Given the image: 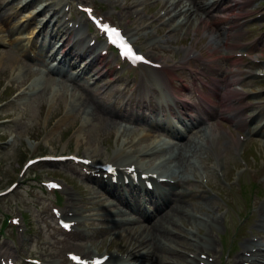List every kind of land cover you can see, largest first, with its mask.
<instances>
[{"label":"rangeland","instance_id":"rangeland-1","mask_svg":"<svg viewBox=\"0 0 264 264\" xmlns=\"http://www.w3.org/2000/svg\"><path fill=\"white\" fill-rule=\"evenodd\" d=\"M123 1L124 0H120V2ZM89 2H94L97 9L105 17H110L111 20L120 23L123 28H125V30L134 29V32H136L135 34L138 35V40L136 41V43L139 48L150 54H156L154 50L151 49V42L153 41V38L152 36H149L153 35V32L149 31H154V28H152L148 24L149 19H152L154 16L147 15V18L142 21H140V17H138L139 19H137V21L139 20V23L144 24V27L136 30L131 19L128 16L126 17L125 14H121L119 10L115 8H110V10H107L100 4L101 1L99 0H93ZM262 3H264V0L256 1V4L262 5ZM246 5L247 4L243 5L241 8H244ZM142 8L143 6L140 7L141 10ZM263 10L264 8H262L259 12ZM7 15H10L11 17L10 13H7ZM224 26L226 27V29H229L231 27L228 26V23H226V25ZM242 28H251L249 22L246 21L242 25ZM154 35H157V33L154 32ZM175 35L181 37V30H177L175 32ZM200 35L204 37L201 46L208 49L209 35L204 30L200 32ZM220 41V38L216 39V43H219ZM259 43L264 46V40L260 41ZM1 46L5 45L0 44V62L3 59L1 52L5 51V47L3 48ZM244 47L245 46H242L239 49L241 50ZM219 48L220 51L225 53L226 48L224 45H220ZM180 53L182 54V52ZM14 56L15 55H13L12 53L9 54L4 63L5 68L1 69L3 71L0 74V78H2L0 85L5 80L8 71L10 72L8 77L12 81V84L9 85L4 91H2L0 88V95H2L0 98V117L6 120V124L11 123L10 125H0V191L7 188L12 182L18 181V184L13 188V190L0 195V249H3L2 253L4 252L3 254L5 256L0 258V264H7L8 258H12L13 260L15 258L17 264H20V262L24 260L25 257L43 258V264H72L67 255L68 250L83 252L93 251L96 248H99V252L104 253V251H106L107 249L106 247L108 246H110L113 250L118 249V240L126 230L123 232L122 229H125L123 228V226L118 225V223L116 222H112V216L108 215L109 211H107L103 206L98 205L93 197L88 198L89 192L85 193L83 196H86L88 198L87 201L89 202V204H92L93 206L84 207L83 201L80 200L82 198L80 187L84 188L88 186V184L86 179L83 178V176L79 175V172L81 170L75 163H70L69 161L65 160H42L32 165L27 171L23 172V165L29 157L44 155L48 153L60 154L69 152L86 155V147L89 146L93 147L92 149L94 151L91 153H95L93 154V156L97 159H111L113 153L120 145V140H116L117 129H96L95 127L97 126L88 127L86 129L87 137H85L86 134L78 137V130L71 127H76V125L80 126L81 124L76 123V121L71 118L69 120V125L65 127V123L60 119V117L63 116L64 110L67 106V104L61 99V97H65V95H68L69 93L63 91L62 94L59 95V90L53 88V92H51L50 90L49 93L46 94L45 89L42 90L44 88L43 82H39L38 79H35V81L30 83L29 87L34 83H37V87L41 90L40 92H38L39 90L34 91V94L27 105H24L22 103V99L23 96L27 94L26 90L28 88L25 89L23 95H21L19 98H16L12 102H9V100L16 97V94L14 92L19 91L18 86L14 87L15 84L19 82V85H21L22 80L20 79L19 81V79H16L14 81V78L12 77L13 71L9 66L14 62ZM169 59L171 62L175 61L174 59ZM219 60L225 65V69L229 70L228 66H232V61L230 59L226 60L228 62L226 64L224 58L221 57ZM113 66V61L106 64L107 69H111ZM4 69L7 70L4 71ZM20 69L22 71V66L19 67V71ZM116 71H122V68H117ZM143 71H147V69H143ZM113 72L114 71H110L109 74ZM168 75H170V73L167 74L166 77H168ZM30 76H32V74H29V77ZM131 77L132 76L127 74V77L123 79V84L116 86H125ZM160 82L162 81L160 80ZM246 90L248 89H243L240 91ZM12 93L14 94L9 97V95ZM55 93H58V95L54 96ZM76 94L79 95L80 93ZM229 94H233V92ZM4 97L9 98L5 101H2ZM107 98L108 100L110 99V97ZM69 99L71 100V92ZM47 100L50 102L55 100L56 103L52 106L47 103ZM70 100L68 102V111H70ZM3 105L5 106L3 107ZM231 107L232 106H230V108ZM8 108L12 111L8 112ZM11 112H13L12 115ZM66 114L64 115V117L67 116ZM72 114L73 116H77L80 120H83V108L77 111L73 110ZM221 118L222 117H220L218 121L224 123L225 119ZM72 122L73 124L71 125ZM50 127L52 129L48 133V129ZM223 129L227 133V126H224L222 130ZM129 145L133 148L138 146V144ZM78 149L82 150L83 152L81 151V153ZM256 149V151H262L264 150V147L257 146ZM248 150L249 148H247L246 152H248ZM253 152H255V150ZM231 155L232 158L237 159L238 161L235 166L229 165L227 173L230 184L229 188L237 189V184L239 182V179L241 178L247 179L249 176L258 177V173L255 175L253 173L256 171V167L264 163V158L259 159L256 156H250L247 157V160L243 162L241 161V159L235 156L234 152ZM155 159L156 157H154V159L152 160ZM153 162L154 161H152L150 164H152ZM212 162H214V159L212 160ZM210 170L213 173V180L218 183H222V181L219 179V173L217 172V170L213 168H211ZM49 178L58 179L60 182H62L64 188L60 190L47 188L42 183V180ZM198 179L199 180L195 182L192 187L194 189L196 199L193 201L192 199L187 200L186 198H183L185 200L184 204L186 205V208L194 214L205 212L212 213L216 210L218 213L224 212V216L222 215L221 220L217 221V227L214 230L201 228L200 233L206 231L207 235L204 238H209L216 241L215 245L208 244L211 250L206 249L204 250L203 254H208L209 259H211V261L213 260L214 264H227L228 261L231 260L235 253L241 248L239 241L241 240V237L243 235L238 234V230L235 228V226L230 224V221L229 224L227 223L225 211L228 208L227 200H225V198H223L219 192L209 189L205 184L204 188H207L209 190L211 198H202L200 196V194L202 193V190L200 188V178L198 177ZM260 179H263V176L260 177ZM197 184H199V186H197ZM69 189L73 190L77 195L78 198L76 200L74 199L76 202L70 196ZM257 198H260L261 200L264 199V190L257 195ZM68 200L76 203L74 208L79 211L78 215L82 216V218L90 216L93 218V221L90 223H88L87 221V224H77L76 226L78 227V230L83 229V235L74 236L70 231V234L74 238H70L68 244L65 245L68 246L69 249L64 248L63 254L61 256H57L55 255V252L59 249L60 246L63 245V239L67 236L68 233L58 227L55 209L56 207H58L59 210H62L65 206V209L70 208L71 206L66 205ZM218 213H216L215 217L219 218L220 214ZM12 216H16L17 218L14 219L12 218ZM102 217H108V219L103 220ZM126 217L128 218V216ZM76 218L79 219L78 217ZM180 220L181 219H178L176 220V222ZM241 220V217H239V215L235 213V221L237 223H240ZM245 222L246 221H243L241 223V227L246 226L248 228H251L252 222L249 221L248 225H244ZM189 227H191V224H189L188 226L178 224L176 226V231L174 234H176V236L180 240L192 242L193 240L190 238L194 235V233L191 234L192 231H190ZM209 227L212 228L213 226ZM102 229H107V231H103ZM87 230L90 231V233H85ZM177 231H179V233ZM255 233L258 234L256 238H262L260 236V233L264 234V227L261 228L259 232L258 230H255ZM190 234L191 236L189 238L188 235ZM88 240L94 241L92 247L89 245H82L86 244ZM176 246L178 247V249L185 252L186 255L189 256L195 252L192 247L184 249L183 245L177 244ZM167 248L168 247H166V249ZM139 251L140 250H138V252ZM163 253L166 254L168 256L166 257L170 259L174 258L175 256L178 257V255H180L172 248L165 250ZM229 254L230 256H228ZM7 255L11 256L7 257ZM138 256L139 262L143 264L141 255L139 254ZM133 257L135 260V256ZM156 264L159 263L156 262ZM161 264L179 263H172L168 261L165 262L163 259Z\"/></svg>","mask_w":264,"mask_h":264},{"label":"bare ground","instance_id":"bare-ground-1","mask_svg":"<svg viewBox=\"0 0 264 264\" xmlns=\"http://www.w3.org/2000/svg\"><path fill=\"white\" fill-rule=\"evenodd\" d=\"M63 1L64 0L52 1V4H50V6L48 7L49 11L50 10L52 11L51 14L46 13L44 15V17L46 18V23L54 24L55 21H58L57 26L64 28L63 33L68 34V36H69L68 40H69L70 45L68 47V50L71 49V47H73L74 45H76L73 49H71V51H68L69 53L72 54L73 57H79L81 55H85V53H87L88 51L93 52L94 51V45H92L89 40H86L85 36L83 35V32L81 31V26L79 27V23L78 22L69 23L66 21V19H64L61 16V14H62L61 13L62 12L61 4ZM108 1H110L116 7L120 6V4L118 3V0H108ZM149 1L150 0H126L122 9L125 10L132 19H134L136 16L141 14L140 7ZM217 1L218 0H196V3L199 4L200 7H203L204 9H206L207 6L214 5ZM240 2L241 1L235 2V5L233 6V10L238 9L241 5H243ZM98 5H99V3H98ZM159 5L161 6V8L164 7V9H165V12L163 13V15L168 16L166 19L167 21L165 23L166 25H169V21L177 20L176 19V12H173V8H171L172 3L169 0H162V2L159 3ZM41 10L42 9L38 10V12H40ZM197 16H199V14ZM0 17H2L1 13H0ZM7 18H10V15H7ZM141 18L144 19L145 17L142 16ZM124 22H126V21H124ZM187 22H190V23L187 24ZM185 24H187V25H185ZM191 25H192L191 19L188 18L187 16L183 15L182 19H179V21L175 23L174 28L186 26V29H189V27ZM36 28L37 27L34 28V31ZM235 31H237V30H231L230 29V31L226 33V36H225L226 48L228 49V51H232L236 47V44L232 41V36L234 34H236ZM53 33H54V29L52 31V34ZM210 34H211V39H210L209 45L216 46L217 44L215 43L216 42L215 40L220 35V33L211 29ZM131 35L133 36V33H131V31H130V33H129L130 38L132 37ZM24 36L25 35L22 33V36H17V37L20 38V37H24ZM1 39H2V36H0V40ZM48 41L51 42L52 38H48ZM17 43L19 45H21L22 47H24L26 45V41H23L21 39L18 40ZM194 48H195L194 46H190V47L185 48L184 54L180 57V61L189 62L193 59H196L197 53L195 52ZM96 58H100V57H98V53H96V51H94L93 57L90 60L85 61L86 65L89 66L91 64L92 59H96ZM163 61L164 62H163L162 69H156L155 71H151L148 74L145 73L142 75L141 81L139 83H137L136 89L130 94L131 96L136 95L138 93L139 94H145V95L154 94L156 96V98H158V100L162 104L167 103V104L171 105L172 103H177L176 97L173 100H168L164 97V87H166L170 91H175L177 89L173 80L171 78L166 77V76L175 67H179L180 65L167 62V58L164 59ZM61 62L62 63L59 67H60L61 71H63L65 73V69H66L65 67H66L67 63L64 61V59ZM100 63H102V61ZM100 63H99V65H100ZM233 63H234L233 66L228 70V72H230L231 74L229 75V79L227 82V93L229 94V93L233 92V94H231L232 97H235L236 99H238V98L240 99L243 97L244 94H248L250 92V90L240 91L238 88H235V86L232 85L233 81H237L240 78V73H243L242 66L240 65V63L239 62L236 63V61H233ZM64 65H65V67H64ZM86 65H84V64L81 65L82 71H84L87 68ZM20 71H21V69H20ZM95 72L97 73V75H103L105 73L104 68H102L101 65L95 69ZM247 75H250V73H248ZM120 77L113 75L111 78H109V81H110L109 83H114ZM157 79H160L162 82H158ZM37 86H38L37 83H34L32 86H30L31 92L33 90L37 89L38 88ZM50 90H51L50 87L46 88L45 93L48 94ZM62 92L63 91L59 90V95L62 94ZM21 93L22 92H19V94H21ZM67 93H69V92H67ZM227 93L225 92L222 95L221 101H222L223 105L225 106V108H230V106H232L234 108L232 109L233 111H224L222 109L221 117H224L226 119H228V117H229L231 120L235 121L236 123H240L241 122V116L238 113L240 106L235 104L234 102H232V103H234L235 106H233V104L229 103V100H230L229 97L230 96ZM57 95H58V93L54 94V96H57ZM81 98H83L82 101H81ZM89 101H93L98 105L97 113L93 110L86 108V106H88ZM81 105L85 106V110H84L85 118L82 121L80 126L76 125V127H75L76 129L79 130L78 133H81L84 130V127H87V125H92V127L97 126V127H95L96 129L116 128L118 134L125 136L123 138L121 147L119 148L120 150H118L116 152V154L113 156L114 165H115L117 171H119V172H125L127 165H129L130 163H135L136 169L140 170L141 172L158 171V167H163V170L161 172H159V176H167L168 178H175L176 182H184L187 184L188 182L191 181L192 176H193V174H195V171L197 169V166H196L193 159L194 158H200L203 155H205V153L207 152L209 147L212 145H215L217 140L219 139V137H221V135L223 138H225L227 140L224 132L220 131L219 124H217L216 126L213 125L214 129L221 132V135L219 133H218V135H216V133L208 130L207 125H206V127H203V128L200 125H193L195 116L189 112H186V115L181 118L182 126H183V128L186 127V129L191 128V134H186V139H185L186 141H184L183 143H181V144L174 143L171 145H167L165 142L159 143V141L157 139H152L150 142H148L147 144H145L143 146L138 147L137 149L126 150V148L124 147L125 143L129 142V137H130V135H132L134 133L133 132L134 129L131 127H125V126H122L120 124L119 125L116 124L118 120L113 116V114H118L117 111L109 105H104V104L97 102V100L95 99L94 93L90 88H87L86 93L81 95V97H79L78 94L71 92V100L69 103V110H71L77 106L80 107ZM249 115L250 114H248L247 116H249ZM72 124H73V122L71 123V125ZM183 132L184 131H178L177 133H179L181 135V133H183ZM86 133L87 132H83L82 134L85 135ZM78 135L80 136V134H78ZM85 137H87V134ZM234 140L236 141V143H240L239 138L234 137ZM227 142H228V140H227ZM91 148H93V147L89 146L88 149L86 150V152H89ZM79 151L81 152L82 150H79ZM156 151H162V155L158 156V160L156 161V163L153 166L148 165L150 158H147L145 161L138 160L141 155L150 156V155H152L151 153H154ZM166 162H168V163L165 164ZM127 171H129V170H127ZM86 177L88 178V176H86ZM89 182H90V184H88V185L94 187L95 186L94 184L97 183V180L93 177L89 180ZM167 182H169V181H166L165 183H167ZM136 186L140 187L143 191H147V189L145 188V186L142 183H139ZM83 191L91 192L94 194L97 193L93 189H87V188L83 189ZM161 192L163 193L166 200L169 196L174 198V196L171 194V192L168 191L167 188H165V187ZM178 194L180 195V200L179 199L176 200V198H174V203L169 207V209L161 216V218L156 223L151 224L148 228L144 227L145 229L140 228L142 232L147 231L146 235L139 233V237H142V240H144L143 241L144 250H143L142 255L146 254V255L152 257L151 258L152 264H156V262L161 264L162 260L167 259V257H168L163 252L167 249H170V248H174L176 251L177 250V248H176L177 244L183 245L185 247H193L194 246L196 250L205 248L206 246L202 242L203 238L201 236L197 235V230L201 229V225H212L214 222H216L219 219L218 217H215V216L212 217L210 215H206V214H202V213L194 214V213L190 212L186 208V205L184 204L185 200L183 198H181L180 193H178ZM163 203H165V201L160 200L158 203H156L154 209L157 210ZM70 205L73 207L72 203ZM72 207L69 208L68 211H66V209H65V212L72 214L74 211V213H75V209H72ZM259 212L261 215V222L264 224V205L259 207ZM72 215H69V216H72ZM62 216H64V215H62ZM178 219H181V220L176 222V220H178ZM133 220L134 219H131V218L129 220V217L128 218L127 217H121L120 222L121 223L131 222V224H132V223H135V221H133ZM185 221L188 223H186ZM131 224H129V225H131ZM178 224H185V225L191 224L192 226H193V224H196L195 228H193V227L191 228L192 233H194V235L191 236L194 238V242H188V241L180 240L176 236V234H174L176 231V226ZM75 233L77 235L81 234L79 231H77ZM136 233L137 232L131 233L128 231H125L123 233L122 240L120 242L121 243L120 244L121 251L128 250V248L131 245H133V246L135 245V242L137 239L133 240V238H134V235ZM209 241H211V240H208L206 243L209 244L210 243ZM212 243H214V241ZM254 246L255 247L257 246V248L254 249ZM166 247H168V248L166 249ZM212 247H214V246H212ZM247 251H251V255L248 257H247V255L245 256V254H247ZM206 252H208V251H206ZM178 253L181 256L177 254L178 257H176V256L174 257L178 263L200 264V260L201 261L204 260V259L197 258V257H189V256L185 255L184 252H181V251H179ZM244 256H245V258H244ZM262 256L264 257V248H263L262 244L259 242L252 241L251 239L248 238L245 245L243 246V249L237 253V255L229 262V264H246L245 260H250V257H252L251 263L256 264V263H259V261H260L259 258ZM121 258L123 260H121ZM131 259L132 258L129 255V252L127 253V255H124V256H119V254L117 252H112L110 254V257L106 260L105 264H113V262H115V261H120V263H118V264H126V261H131ZM208 263L211 264V262H208Z\"/></svg>","mask_w":264,"mask_h":264},{"label":"snow or ice","instance_id":"snow-or-ice-1","mask_svg":"<svg viewBox=\"0 0 264 264\" xmlns=\"http://www.w3.org/2000/svg\"><path fill=\"white\" fill-rule=\"evenodd\" d=\"M105 27H107V26H105ZM113 31H115V30H113ZM117 34H118V33H117ZM128 50L131 51L130 48H129ZM136 59H143V57H139V56H137ZM73 259H79V258H78V257H73ZM97 264H99V262H97Z\"/></svg>","mask_w":264,"mask_h":264}]
</instances>
